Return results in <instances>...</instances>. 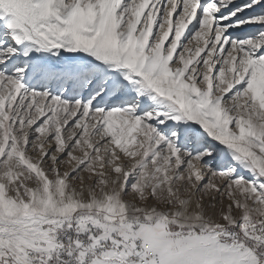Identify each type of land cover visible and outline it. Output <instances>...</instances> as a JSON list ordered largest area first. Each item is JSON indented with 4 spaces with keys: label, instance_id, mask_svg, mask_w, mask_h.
Returning <instances> with one entry per match:
<instances>
[{
    "label": "snow or ice",
    "instance_id": "obj_1",
    "mask_svg": "<svg viewBox=\"0 0 264 264\" xmlns=\"http://www.w3.org/2000/svg\"><path fill=\"white\" fill-rule=\"evenodd\" d=\"M0 264H264V0H0Z\"/></svg>",
    "mask_w": 264,
    "mask_h": 264
}]
</instances>
